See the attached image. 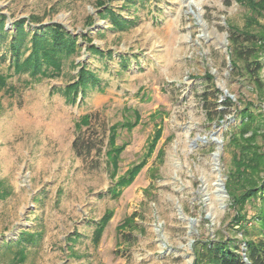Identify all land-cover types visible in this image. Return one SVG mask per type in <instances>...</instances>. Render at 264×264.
<instances>
[{"label":"rangeland","instance_id":"rangeland-1","mask_svg":"<svg viewBox=\"0 0 264 264\" xmlns=\"http://www.w3.org/2000/svg\"><path fill=\"white\" fill-rule=\"evenodd\" d=\"M105 9L135 23L116 29ZM246 12L239 0H0L9 35L25 18L26 30L58 23L77 37L54 77L0 61V264H194V243L219 238L238 239L242 252L225 188L237 153L230 137L244 104L264 114V95L232 67L228 30L244 29ZM6 51L4 43L0 55ZM84 65L99 82L69 100L65 89ZM205 101L224 116L209 118ZM255 141L264 151V125ZM122 144L112 175L106 153ZM142 160L131 183L116 187ZM247 224V238L256 239L257 221Z\"/></svg>","mask_w":264,"mask_h":264},{"label":"trees","instance_id":"trees-1","mask_svg":"<svg viewBox=\"0 0 264 264\" xmlns=\"http://www.w3.org/2000/svg\"><path fill=\"white\" fill-rule=\"evenodd\" d=\"M246 6V25L244 29L230 26L228 30V40L230 53L232 56V67L235 73L241 75L243 72L249 76L254 87L258 91V96L264 95V80L259 75L264 63V0H239ZM108 13L109 20L113 27L119 30L125 29L135 22L131 19L121 18L110 9L100 12L101 15ZM5 15L0 13V47L5 43L7 53H1L0 61L9 59V66L14 72H27L31 77L41 79L44 77H54L59 75L61 65L67 57L77 51V37L67 32L58 23H48L36 25L42 21L41 18L30 16V23L36 25L32 30H26L24 24L27 19L20 18L14 23L15 31L11 35L5 29ZM256 24V29L252 25ZM92 54L105 55L103 51L94 46H90ZM28 51V54L25 53ZM108 53V52H107ZM6 77L0 74V87L5 85ZM99 82L96 74L85 65L78 71L77 80L66 87L67 99H73L80 91L86 94L87 89L93 88ZM218 90V89H217ZM222 103L225 106L231 105L230 97H225ZM250 103L244 104L239 110L241 121L238 132L232 134L230 143L237 149L234 153L232 166L226 173L225 188L231 199L232 205L236 209V215L231 221V226L241 231L243 243L242 252L238 247V239L219 238L212 242H195L193 251L195 253L194 264H264V151L256 143L255 137L260 132V127L264 125V114L250 110ZM206 115L212 118L217 114L222 118L225 110L214 111L204 102ZM132 117V116H131ZM131 117L125 120L123 127L131 130L135 125ZM137 115L134 114L133 118ZM258 122L253 126V122ZM161 133V127H157L153 136L147 144L148 154L153 150L156 141ZM113 127L108 139L110 146L114 143ZM88 151L93 146L88 144ZM74 150L77 151V139L72 142ZM123 144L115 146L107 151V159L111 162L112 172L116 169L119 153L123 149ZM113 152V154H112ZM144 161L135 164L126 171L125 174L116 181L115 186H125L131 183L135 175L143 166ZM113 197H117L119 191L111 190ZM111 211H108L102 218L101 227L106 224ZM258 223V237L256 239L247 238L248 224L250 220ZM126 223H129L128 219ZM25 235L22 236V238ZM31 239V238H29ZM28 240V238H25ZM8 246V243L6 244ZM203 246V250L199 249Z\"/></svg>","mask_w":264,"mask_h":264},{"label":"bare ground","instance_id":"bare-ground-1","mask_svg":"<svg viewBox=\"0 0 264 264\" xmlns=\"http://www.w3.org/2000/svg\"><path fill=\"white\" fill-rule=\"evenodd\" d=\"M215 186H216V195H217V197H218V199H219V201H221L222 200V195H221V190H220V186H221V183H215Z\"/></svg>","mask_w":264,"mask_h":264},{"label":"water","instance_id":"water-1","mask_svg":"<svg viewBox=\"0 0 264 264\" xmlns=\"http://www.w3.org/2000/svg\"><path fill=\"white\" fill-rule=\"evenodd\" d=\"M221 187L223 188L222 190H223V192L225 193V190H224V187H223V184L221 183Z\"/></svg>","mask_w":264,"mask_h":264}]
</instances>
